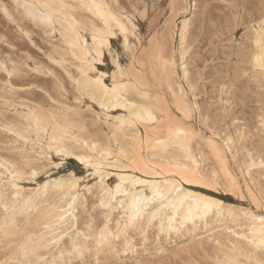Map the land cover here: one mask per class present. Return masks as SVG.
<instances>
[{"label": "rangeland", "instance_id": "1", "mask_svg": "<svg viewBox=\"0 0 264 264\" xmlns=\"http://www.w3.org/2000/svg\"><path fill=\"white\" fill-rule=\"evenodd\" d=\"M186 1L187 12L180 0H109L122 18L132 21L135 36H129L128 49L120 33L112 37L111 52H104L99 67L114 73L110 54H116L123 73L149 90L162 112L156 128L142 123L148 134L156 129L165 136L177 125L191 131V151L203 182L180 176L170 165L173 154L144 146L133 156L128 137L114 141L105 110L77 89L79 62L60 35L33 20L24 0H0V264H264V248L248 245L235 233L246 231L250 213L264 215V71L250 63L255 29L264 20V0ZM77 14L88 37V18L79 9ZM183 18L189 21L179 48L178 37L171 42L168 34L173 24L179 33ZM109 80L107 75V84ZM185 104L192 108L187 119L181 113ZM30 111L71 118L84 127L74 134L108 146L106 158L90 153L105 164L111 192L118 174L157 183L171 177L220 199L224 214L218 215L214 204L204 218L174 229L159 215L123 228L124 210L114 201L104 204L93 167L73 156L88 150L78 142L68 143L67 151L56 148L47 134L26 122ZM107 114L127 116L123 108ZM206 139L216 143L219 154ZM76 178L79 185L73 191L69 185ZM56 182L66 194L53 188ZM131 189L152 194L141 184ZM72 191L74 222L58 229L63 236L56 246L47 245V224L70 201ZM103 231L108 242L100 245L97 237ZM75 244L83 246L81 252Z\"/></svg>", "mask_w": 264, "mask_h": 264}, {"label": "bare ground", "instance_id": "2", "mask_svg": "<svg viewBox=\"0 0 264 264\" xmlns=\"http://www.w3.org/2000/svg\"><path fill=\"white\" fill-rule=\"evenodd\" d=\"M23 3L27 14L33 20L40 21L60 35L65 47L79 62L77 76L74 78L76 87L82 95L105 110L104 122L111 127V135L114 141L128 137L132 143L131 152L133 156H137L144 146L163 154H173L170 165L180 176L192 178L199 182L204 181L200 171V163L192 155L191 137H189L191 131L184 125H177L169 129L165 136H161L156 129L148 134L142 127V123L147 122L156 128L155 124L159 122L162 112L155 99L151 97L149 90L136 79L131 78L130 75L123 73L116 54H110L115 69L114 73L108 74L99 67L103 63L104 52H111V38L115 37L117 33L121 34L123 43L128 49L129 36H135L133 23L130 19L122 18L111 7L109 0H24ZM186 3V0H180L184 12L188 11ZM77 9L83 11L88 18L89 39L84 34L86 32L85 23L77 14ZM188 21L189 18L181 19L178 34L174 29L175 24L169 29V39L172 42L174 38L178 37L181 45L179 48H182L184 44ZM179 54L181 73L183 78H186L187 68L183 60L182 50ZM250 63L254 68L264 71V20L255 29ZM170 64H174L173 61ZM107 75H110L109 84L106 82ZM177 85L178 94L181 98H185L186 93L183 86L180 83ZM185 106V111H181V113L187 119L191 115L192 108L187 104ZM117 108H123L127 112V116L115 117L112 114H107V111ZM24 118L28 124L47 134L48 141L56 148L67 151L68 143L78 142L81 147L88 150V152H79L73 156L93 167L99 177L100 188L106 197L104 204L114 201L124 210L123 228L136 226L143 218L159 215L161 220L166 223L167 228L174 229L176 226L192 221L196 217L204 218L212 211L214 204L216 205V213L220 216L224 214L220 199H213L200 192H194L171 177L165 178L162 183H157L145 178L131 177L128 174H118L119 182L115 191L111 192L105 183L106 174L102 169L105 164L94 159L90 153L98 151L102 157L106 158L110 155L108 146H100L95 141L74 134V130L81 131L84 127L66 116L60 119L52 113L47 116H40L36 112L30 111L24 115ZM206 142L216 154H219V148L212 139H206ZM229 142L228 139L226 145ZM165 157L167 158V156ZM227 174L229 180L234 182L232 173L228 172ZM135 184L148 186L152 194L147 195L143 190L131 193V188H134ZM78 185L79 182L76 178L69 187L74 191ZM53 188L61 191L63 195L68 191L67 189L65 191L64 185L59 182L53 183ZM73 191L69 194L70 201L66 203V206L56 210L54 217L47 224L50 229L47 245L56 246L63 236V233L57 232L58 229L61 226L67 228V224L74 222L76 196ZM117 193H120L119 198ZM26 205H28L27 202ZM155 206V210L152 211ZM247 218L246 231L235 233L248 245L264 248V215L250 213ZM107 242L108 232H100L97 243L103 245ZM74 248L81 252L83 246L75 244Z\"/></svg>", "mask_w": 264, "mask_h": 264}, {"label": "snow or ice", "instance_id": "3", "mask_svg": "<svg viewBox=\"0 0 264 264\" xmlns=\"http://www.w3.org/2000/svg\"><path fill=\"white\" fill-rule=\"evenodd\" d=\"M83 162V161H82Z\"/></svg>", "mask_w": 264, "mask_h": 264}]
</instances>
